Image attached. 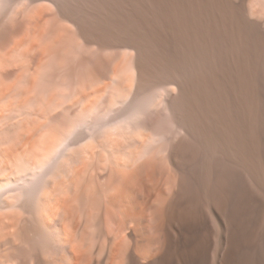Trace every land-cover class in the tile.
Instances as JSON below:
<instances>
[{"label":"rangeland","instance_id":"rangeland-1","mask_svg":"<svg viewBox=\"0 0 264 264\" xmlns=\"http://www.w3.org/2000/svg\"><path fill=\"white\" fill-rule=\"evenodd\" d=\"M94 1L97 3L98 0H0V205L5 207L0 210V214L18 216V202L34 209L42 206L43 198H46L45 201L51 199L52 211L59 201L66 199L73 214L83 223L85 234L82 245L90 261L88 264H105L102 261L114 239H108L100 218L103 215L104 197L107 195L112 198L115 193L116 169L129 170L136 166L137 161L152 157L158 162L161 171L165 172L169 167L165 157L170 145L180 143L182 151L187 154L175 173L181 184L177 187L165 182L161 176L163 173L158 183L162 195L165 194L163 198L169 197L170 191L179 188L185 200H189L203 184L205 172L209 168L221 174L230 169V164L219 150L207 147L193 132H186L175 121L166 104V99L174 93V85L148 86L135 94L134 50L85 43L72 22L57 16L58 9L54 4H61L65 10L70 7L74 11L78 9L88 14L96 4ZM156 2L146 1L149 23L153 20L149 39L152 37L162 45L170 58H174V65L183 72V79L188 81L200 67L195 63V55L192 53L195 48L193 30L167 18L161 12L162 6H157ZM126 4L119 5L122 16H128L130 7ZM246 4L249 16L259 17L261 14L260 18L264 19V0H248ZM224 7L222 0H213V22L222 17ZM251 40L264 46V38L257 40L252 36ZM220 42L213 28L214 68L219 67L223 55L230 53L227 48H222L223 42ZM50 43L51 46H48ZM28 47L34 49L33 53ZM53 48L58 49L50 50ZM64 78L66 81H63ZM172 103L179 105V97L173 96ZM122 164L127 167L123 168ZM93 177L95 182L100 179L105 186L100 193L95 182H92ZM143 178L142 175L137 177V186L140 192L143 190L140 193L143 196L137 195L140 200L156 194L152 192H156V188L147 184ZM25 191H30V197L24 195ZM158 202L161 203L159 198L157 205ZM166 207L158 220L148 213L147 217L152 223L154 221L152 226L158 224L157 231L152 226L149 230L145 222L141 224L142 229H147V235L150 236L152 232L156 239L149 258H143L145 256L141 254L147 246L140 233L141 228L138 227L140 224H132L128 230L120 232L119 238L123 243L131 240L135 247L138 246L136 253L140 256V264H159L166 255L169 218V209ZM192 215L183 225L185 240L189 242L209 232L213 224L218 226L217 219L213 218V205L204 200L198 203ZM59 216L60 213L57 221H52L51 217L48 240L37 239L36 243L44 248V257L65 263L68 249L60 242V223H57L61 221ZM106 221L115 233L110 217H106ZM26 245H18L16 253L30 264L32 249ZM209 256L208 264H212L213 250Z\"/></svg>","mask_w":264,"mask_h":264},{"label":"bare ground","instance_id":"bare-ground-1","mask_svg":"<svg viewBox=\"0 0 264 264\" xmlns=\"http://www.w3.org/2000/svg\"><path fill=\"white\" fill-rule=\"evenodd\" d=\"M146 1L98 0L97 3L94 1L96 4L88 14L79 12L78 9V12L74 11L70 7L65 10L61 4H54L58 9L57 16L72 22L79 37L85 43H94L100 47H128L134 50L135 94L148 86L174 85V93L166 99V104L175 121L186 132H193L207 147L219 150L230 164V169L217 174L214 169L209 168L205 172L203 184L196 195L189 200H185L179 188L170 191L169 197L163 198L165 194L162 195L161 185L158 183V178L163 173L161 176L165 182L177 187L181 184L175 173L180 162L187 158V154L182 151L180 143L170 145L165 157L169 167L165 172L161 171L158 162L152 157L142 161L139 158L140 162L134 163L133 165L136 164V166L132 165V169H116L117 177L114 178L117 181L115 188L113 187L115 193L112 198L107 195L104 197L103 215L100 218L106 236L108 239L112 237L114 242L112 246H109L102 263L140 264V256L136 253L138 246L136 248L131 240L123 243V240L119 238L120 232L128 230L135 223L140 224V226L136 225L141 228L144 222L149 230L153 227L157 231L158 224L155 222V226H152L154 221L152 220L153 223L150 221L151 219L147 217L148 213L158 220L164 208L168 206L167 251L159 264H208L212 250L214 260L212 264H264V46L251 40L252 36L257 40L264 38V19L260 18L261 14L259 17L249 16L246 6L248 0H222L225 10L222 17L215 19L214 22L213 0H156L157 6L158 4L162 6L161 12L167 18L193 30L195 48L192 53L195 55V63L200 67L192 74L191 79L186 81L183 79L181 69L174 65V58H170L162 45L156 43L158 41L152 37L149 39L153 20L149 23ZM122 3H127L126 5L130 7L128 16H122L119 12V5ZM95 7L98 8L95 9ZM213 28L216 29L218 39L223 42L222 48H227L230 52L229 55L226 54L227 56L223 55L221 64L216 68L213 67ZM39 41H41L40 38ZM61 42L62 40L59 43ZM38 45H40L39 42ZM48 46H51V43ZM30 48L27 49L31 50ZM20 56H18L19 59ZM78 56L77 54L75 57L78 58ZM25 65L28 66V64ZM173 96L179 97V105L172 103ZM77 102L79 104V101ZM140 175L145 177L143 179L147 184H152L156 188V192L152 191L156 193L154 197L149 195L148 199L141 197L142 200L138 199L137 195L143 193V190L141 189L140 192L138 187L137 177ZM95 180L94 178L92 182ZM99 180L94 184L97 185L100 193L105 186L103 187L104 184L102 185ZM107 180L106 183H109ZM93 190L95 193L96 187ZM108 191L110 193V190ZM149 191L148 194H151ZM24 195L30 197L31 193L25 191ZM158 198L161 203L158 202L157 205ZM43 199L42 206L39 204L40 206L34 209L25 203L18 202L16 206V210L19 211L18 216L0 214V264H27L28 262L26 263L25 259L23 260L16 253V248L20 244H27V248L31 247L30 264H62L63 261L44 257V248L36 243L37 239L48 240L51 217L52 221L56 220L59 213L61 221L57 223H60L58 228L61 234L60 242L68 249V257L65 255L67 259L63 264L90 263L85 255L86 249H83L82 245L85 234L83 223L73 214L67 200L55 202L56 209L51 211V199L50 201ZM203 200L213 205V218L217 219L218 226L213 224V229L189 242L185 240L183 225L190 216H193L192 213L197 210L198 203ZM2 208L5 207L0 205V210ZM106 217H110L114 224L115 233L108 227ZM140 231L147 246L141 254L145 256L143 258H149L153 253L152 245L156 239L153 238L152 232L150 236L147 235V229L141 228Z\"/></svg>","mask_w":264,"mask_h":264}]
</instances>
